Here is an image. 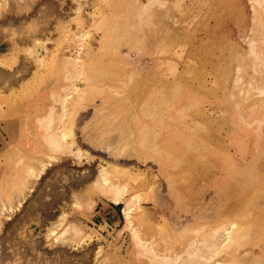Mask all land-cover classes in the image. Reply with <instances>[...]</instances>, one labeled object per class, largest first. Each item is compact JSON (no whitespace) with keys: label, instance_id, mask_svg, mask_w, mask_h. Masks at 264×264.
<instances>
[{"label":"rangeland","instance_id":"1","mask_svg":"<svg viewBox=\"0 0 264 264\" xmlns=\"http://www.w3.org/2000/svg\"><path fill=\"white\" fill-rule=\"evenodd\" d=\"M8 1L13 3V0H0L1 13L9 6ZM73 1L38 0L35 9L38 11L44 6L52 10L48 13V20H51L48 30H54L53 27L57 24L55 20L62 19L67 26L71 24L73 31L79 32L82 28L74 21H69V16L76 17L72 11L77 3L74 1V4ZM138 1L146 2L80 0V3H86L87 6L82 16L87 21H83L86 23H83V31L92 34L89 42L94 50L92 56L85 60V67L91 74H101L95 77L98 81L93 82L95 89L89 95L87 103L89 108L107 109L109 114L107 113L108 117L104 121L101 118L90 121L89 115L82 124H78V140L83 149L90 151L93 159L90 162L85 160V164L75 165L73 158H66L63 164L52 168L42 182L43 192H40V197L51 199L52 208L45 211L40 207L32 214L36 217L48 212L56 216L68 208L65 209L66 213H70L68 225H77L85 233L97 235L100 239L99 243L95 242L94 247L102 246L103 256L93 264H151L146 257L136 259L134 252L139 247L136 246L131 231L125 228L123 203L115 206L108 201L89 197V200H97L91 210L85 207L86 202H82L81 209L78 210L73 209L74 206L70 204L72 194L91 182L83 178L85 170L94 175L98 166L115 161L108 153H103L101 148L94 151L88 147L84 142L85 135L89 133L98 136L110 131L105 135L106 140L107 136L124 132L125 135L116 145L122 152V146L128 144L127 149L124 148L125 151L121 153L122 157L127 155L130 145L135 146L138 152L143 149L146 131L151 134V129L161 130L162 134L152 138L155 142L150 139L152 142L149 146L152 148L155 144L157 150L167 149L168 161L165 165L159 166L152 160L138 162L134 156L121 161L135 174L145 173L152 188L157 189L158 194L163 197V206L161 203L158 206L155 201H148L146 207L151 211L136 222L141 237L158 243L160 250L181 253L189 241L209 236L214 229L225 223H236L241 232L232 249H238L241 253L254 251L258 254L260 248H264V0H159V3L153 4L146 12L143 24L135 26V18H132L134 16L130 14V10L133 2ZM32 2L33 0H27L28 6ZM12 5L15 6L14 3ZM11 18L16 20L15 16ZM24 27L28 30L30 23L24 24ZM107 28L109 30L106 32ZM3 30L0 27V31ZM6 30L0 32L4 35L0 41V53L8 56L10 52L7 43L11 40V35L8 36ZM112 30L114 33H111ZM115 33L117 34L114 35ZM50 38L55 40L52 41L53 45L47 46L50 50L57 51L55 47L64 44L59 31ZM74 47L78 48L77 45ZM101 49L103 50L99 52ZM129 52H132L130 57L135 58L137 64L135 62L128 68L130 63L125 65L124 57L129 56ZM41 53L44 54L43 51ZM23 55L20 54V61L24 58ZM3 57L0 56V61ZM50 57L46 67H31L30 72L22 77L23 80L20 78L11 86L13 88L5 90L6 93L2 91L0 106L7 109L6 100L10 99L13 116L8 120H15V126L6 123L4 118L0 119V128L12 126L15 132H12L13 135L17 133L16 127L21 128L22 123L27 122L31 131L28 135H35L34 131L38 126L36 120L45 116L52 105L50 92L59 91L63 83V77L59 74L60 59L55 57L52 62ZM113 59L117 62L112 61ZM95 60L94 64L97 65H92ZM100 60H104L102 62L106 66H102ZM118 60L125 64H120ZM136 65L138 69L135 68L132 72L131 68ZM16 67L17 64L12 68ZM139 68L141 73H136ZM0 69L8 70L6 67ZM101 71L106 75L99 73ZM159 98L161 104L166 102L165 106L158 105ZM149 103L154 105L153 108ZM146 105L151 109L145 108ZM144 111L147 114L143 115ZM90 112L92 110L89 109ZM148 112H152L151 117ZM157 115H160V120ZM152 117L157 118H154L155 124L151 121ZM106 120H110V124L107 122L104 125ZM85 122L90 123L85 127ZM99 123L100 128H94H98ZM125 128L131 129V132ZM89 129L96 131L91 133ZM125 131L129 135L126 136ZM131 133L133 140L129 139ZM149 136L151 135H148V139ZM136 182L138 179L132 183ZM108 203L116 213L106 209ZM205 215L207 218L203 221ZM185 223L189 226L188 230L178 235L175 229ZM48 227L32 225L31 236L42 241ZM165 227L172 228L170 235L161 232V228ZM69 250L70 247H67L68 252ZM253 262L247 264H255ZM88 263L92 264H84Z\"/></svg>","mask_w":264,"mask_h":264},{"label":"bare ground","instance_id":"2","mask_svg":"<svg viewBox=\"0 0 264 264\" xmlns=\"http://www.w3.org/2000/svg\"><path fill=\"white\" fill-rule=\"evenodd\" d=\"M74 1L77 3V7L75 6V9L73 8L74 11L71 9L69 10L75 13L76 17L69 16L70 20H68L70 22L74 21L75 24L82 28V31L79 32L73 31L71 29V24L67 26L66 22H63L62 19H56L55 21L57 24L53 27L54 30H48L47 28L51 21L48 20V13L49 11L52 12V10L43 6L36 11L35 7L38 0H33L32 4H30L31 6H28L29 3L27 4V0H13L14 7L12 5L13 3L11 4V2L8 1L9 6L6 7L3 13L0 12V17L1 14L3 16L0 18V27L4 30H8H6L8 36L9 34L11 35V40L8 43L6 42L9 45L10 54L5 56L4 53H0L1 57L4 56L0 61V68H8L7 71L0 69V94L2 95V91L6 93L5 90L13 88L11 86L16 84L20 78L22 79V77L26 76L30 72L31 67L37 69L46 67V65L49 64V56H51V59L49 60L52 62H54L53 60L55 57L60 59L59 74L63 77V83L60 86V90H53L50 92L52 105L49 106L46 115L38 117L36 120L38 126L36 128L37 130L34 131L35 135H28L31 131L27 122L22 123L21 128L20 126L16 127L17 133L13 135L12 132H14V130L12 129V126L9 125L11 128L9 126H1L0 128V264H84L86 262L93 264L103 256V247L98 245L94 247L95 242L99 243L100 240L97 235L94 236L91 233H85L82 228L77 225H68L67 221L70 213H66L65 211V209L68 208H65L64 212L62 211L61 214L56 216L48 212L44 215L38 214L36 217L32 214L37 208L41 207L45 211H48L47 208L52 206L49 197H40V192H43L42 182L52 168L63 164L64 161H66V158H71V160L73 158L75 165H81L82 163L85 164L87 163L84 162L85 160L90 162V160L93 159V155L91 156L90 151L83 149L82 143L78 140V124L88 118L89 115L90 121L95 118H101L102 121H104L109 114L107 109L98 107L89 108L87 103L89 95L92 94L95 89L93 84V82L97 80L95 77L96 75L101 76V74L94 75L86 70L85 60L92 56V51L94 52L89 42L92 34L88 31H83L85 28L84 25L86 24L84 22H87L86 19L82 18L85 8L87 7L85 6L86 3L82 4L80 3V0ZM75 2L74 4H76ZM157 3H159V0H146V2L138 1L137 3L133 2L134 7L132 6V9L130 10L131 13L130 11L129 13L134 16L132 18H135V26L143 24V18L146 12L151 9L153 4ZM45 10L48 12H45ZM14 16L16 17V20L11 18ZM151 18L152 16L149 17V21H151ZM27 19H30V22H27ZM26 23H30L28 30L24 29V24ZM108 30L109 28L105 31L107 32ZM56 31H59L60 36H63L64 44H62L61 47L58 45V47H55L58 50L56 51L54 49L53 51L47 46L52 44L54 38L52 40L50 36ZM111 33H114L113 30ZM109 34L106 36H109ZM116 34L117 33L114 35ZM3 36L4 35L0 34V41L3 39ZM103 36L104 34L102 37ZM117 36L119 37V35ZM112 37L111 34V38ZM114 38H116V36ZM122 41L120 42L122 43ZM54 45H56V42H54ZM75 45H77V49L74 47ZM117 47L118 46H116V49ZM98 48L100 49L101 46ZM102 50L103 49L99 50V52ZM42 51L44 54L41 53ZM131 53L132 52H129V56L126 55L124 57L126 64L125 62H120L118 60L120 64L124 63L125 65H129L130 63L128 68L135 62L137 64L136 59L130 57ZM20 54H24L22 56L24 58H21V61L19 60ZM118 54L120 55V52H118ZM102 61L104 60H100V62ZM112 61H115V63L117 62V60L114 59ZM112 61H110V63H113ZM95 62L96 60L92 62V65H97L94 64ZM102 63L103 64L101 65L103 66L104 62ZM16 64L17 67L13 69L12 67ZM89 64H91V62ZM49 68L50 67L48 66V69ZM135 68L138 69L137 65L136 67L131 68L132 72ZM101 69L102 71L104 70L103 67H101ZM142 69L144 70V68ZM102 71L99 73H102ZM103 72L106 71L104 70ZM138 72L141 73L140 68L136 73ZM34 73L36 72L34 71ZM98 83L101 84V82ZM50 86L51 84L49 87ZM44 89H46V87ZM161 95L162 94H160V96ZM9 100L10 99L6 100L8 104L7 109L0 106V119L5 118L6 123H12L15 126V120H8L13 116V110L11 109L12 106L9 105V103H11ZM159 100L160 103L158 102V105L165 106L166 102H162L161 104V99L159 98ZM147 101L146 103L149 102ZM149 106H151L150 103ZM153 106L154 105H152L151 108H153ZM146 107L148 106L146 105L145 108ZM148 108L151 109L150 107ZM89 109L92 110V113H89ZM112 110L115 111L114 109ZM151 113L148 112L150 117ZM144 114L147 113L144 111L143 115ZM159 116L160 115H157V118H159ZM150 117H146V119ZM154 118L151 121H154ZM160 119L161 118H159V120ZM87 121L88 120H86V122ZM86 122L84 125L85 127L86 124L90 123ZM107 122L110 124V120H106L104 125H107ZM100 123L98 128L93 125L94 128L99 129L101 126ZM120 124L119 127L121 126ZM19 129H21V131ZM91 129H93V127ZM91 129L89 130L91 131ZM127 129L125 128V130ZM129 130L130 131H127L131 132V129ZM94 131L96 130L91 131V133ZM151 131H153L151 134L146 131L147 138H145L147 141L144 139L146 142H142V150H139L138 152L135 150V146L133 147L130 145L134 148H132L133 151H131L129 155L128 153L131 150V147L130 149L128 147V151H126L127 155H122V157L121 153L125 151L123 150L124 148L127 149L126 147L128 144L122 146V152L117 149L116 145L119 139L123 137L124 132L119 131L120 133L118 132V135L112 137L107 136L106 140L105 135H108V132L110 131L102 132L99 135L97 134L98 136L89 135V133L88 135H85L86 138H84V142L88 147L90 146L94 151L101 148V151H105H102L103 153H108L115 159V161L113 163L103 162L104 164L98 166V171L94 175L91 171L85 170V176L82 177L91 180V182L89 185L79 188L77 192L72 194L70 206H74L73 209L78 210L81 209L82 202H86L85 207L88 210H91L96 205L97 200H89V197H96L98 200L102 199L108 201L115 206H119L123 203L125 206L122 211L126 221L125 228L131 231L135 244L139 247V249L134 252L137 260L146 257L151 264H247L248 262L251 263L253 261L255 264L256 262L257 264H264V248H260L258 254H255L254 251L241 253L238 249H232L234 241L241 232L236 223H225L219 228L214 229V232L209 236L189 241L181 253H175L171 250V253H169V250L165 252V250H160L158 248V243L152 242L149 239L144 240L141 237V232L137 229L136 222H139L141 217L148 215L151 211L146 207V205L149 204L148 201H155L158 206H163V201L161 200L163 197L161 194H158L157 189L154 190L152 188L145 173L142 174L143 172H141V174H135L134 171L126 166V163H122L121 161L134 156L138 162L146 163L152 160L158 163L159 166L163 164L165 165L168 161L167 149L157 150V148L154 147V143H152L154 144L152 148L149 146L152 142L150 139L158 137V135L162 134V131H154L152 129ZM128 132H126V136L129 135L127 134ZM143 135H145V133ZM148 135H151L149 136V139ZM129 137H131L129 139L133 140L132 133ZM127 140L126 143H128ZM128 141L132 143L131 140ZM153 142L155 141L153 140ZM152 154L154 156H152ZM137 179L138 182L132 183ZM38 199H40V201H37ZM42 199L44 201H41ZM155 199L160 200L161 202H157ZM109 203L106 205V209L114 212V208ZM66 204L67 202L65 201L64 205ZM60 208L62 207L60 206ZM205 218H207V216L204 217L203 221H205ZM200 220L202 222V218H200ZM186 224L187 223L180 224L179 228L175 229V232L178 235L185 233L186 230H188L187 228H189ZM32 225L49 226L44 237L45 239H42V241L38 239L35 240L31 236L33 232ZM172 231V228H161V232L166 235H170ZM67 247H70V252L67 251ZM71 249L73 251H71ZM119 252L120 249L118 254ZM129 264H132V262H129Z\"/></svg>","mask_w":264,"mask_h":264},{"label":"crops","instance_id":"3","mask_svg":"<svg viewBox=\"0 0 264 264\" xmlns=\"http://www.w3.org/2000/svg\"><path fill=\"white\" fill-rule=\"evenodd\" d=\"M115 210V209H114ZM116 211V210H115Z\"/></svg>","mask_w":264,"mask_h":264}]
</instances>
